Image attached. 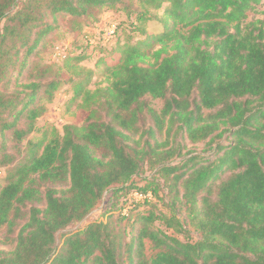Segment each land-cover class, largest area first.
I'll return each instance as SVG.
<instances>
[{
    "label": "trees",
    "instance_id": "16d2710c",
    "mask_svg": "<svg viewBox=\"0 0 264 264\" xmlns=\"http://www.w3.org/2000/svg\"><path fill=\"white\" fill-rule=\"evenodd\" d=\"M164 4L163 31L148 33ZM263 6L0 0V243L11 246L0 264H264V17H250ZM119 9L143 39L102 47L94 68L80 65L83 49L67 54L72 74L35 60L61 17L84 39ZM99 69L107 84L91 90ZM64 83L81 98L83 123L29 138ZM146 95L164 100L160 112L142 104ZM145 111L154 126L137 140ZM186 139L203 149L186 151ZM145 164L155 174L140 183ZM107 191L103 216L58 243L57 232L85 220ZM160 201L166 212L147 211Z\"/></svg>",
    "mask_w": 264,
    "mask_h": 264
},
{
    "label": "rangeland",
    "instance_id": "374dc122",
    "mask_svg": "<svg viewBox=\"0 0 264 264\" xmlns=\"http://www.w3.org/2000/svg\"><path fill=\"white\" fill-rule=\"evenodd\" d=\"M167 4L161 9L152 10L153 14L152 20H149L146 23V28L148 33H159L162 32L164 26L160 21V17L164 14V9ZM260 12L251 13L250 17L263 18L264 17V6L259 8ZM106 11L101 15V22L94 25L91 28H86V37L80 36L75 38L74 34L69 30L68 17H61L59 20L58 27L51 31L45 36L44 43L40 47V52L36 55L35 60L40 61L43 64H51L56 69L68 72L72 74L73 60H65V56L68 54L70 58L79 55V52L82 50L88 53V58L81 62L80 65L86 68H94V63L101 53L99 51L102 47H112L117 39L119 43L122 44H135L138 40L143 39L139 33L134 32L131 26V20L127 19L123 10H114ZM119 24V25H118ZM118 28V33H114L116 27ZM82 37V38H81ZM88 44V45H87ZM88 47V48H87ZM95 70V75L92 79V82L89 85L91 90H94L98 86H103L107 84L104 73L101 69ZM81 98L74 100L73 99V89L72 85L69 83H64L61 85L59 90L56 92L53 100L47 103L46 112L38 119L37 129L30 134L29 138L37 140L45 137L48 141L54 136H62L63 128L66 124L77 123L81 125L84 118L86 117L85 111L79 109V103ZM142 104H145L149 107L154 108L158 112L161 111L164 105V100L160 98H153L150 95H146L142 99ZM140 130L134 135V138L138 140L140 135L144 136V132L153 127V121L146 111L140 115V121L138 122ZM147 135L145 136V138ZM160 140H163L164 136H159ZM180 139V138H178ZM187 149L202 150L203 144H192L186 139ZM155 174V169L145 164L143 171L139 176L136 177L140 183L144 182L147 177H153ZM6 171L0 168V181L4 183V177ZM163 193V192H162ZM111 195L110 191H107L103 198L98 202L91 214L80 222L75 223L71 227H68L64 230L57 232L58 243H61L66 232L75 231L79 228H83L90 221L95 219H100L103 215V211L106 208L108 199ZM136 198H140L138 195H135ZM147 211L153 212H166L167 209L162 205L160 201L150 204ZM156 226L164 229L171 235L178 236L183 239V235L176 233L172 229H167L164 223L160 220L155 222ZM188 228L191 231V238H197L198 233L195 228L188 225ZM3 238V232H0V240ZM11 246H5L0 243V250L9 249ZM156 250L153 248L152 243L149 240H145V253L148 258L155 254Z\"/></svg>",
    "mask_w": 264,
    "mask_h": 264
}]
</instances>
